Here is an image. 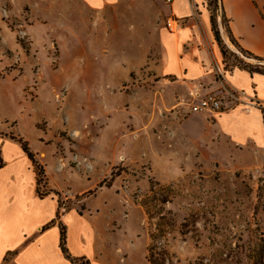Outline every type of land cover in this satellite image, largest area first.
Segmentation results:
<instances>
[{
	"label": "rangeland",
	"instance_id": "rangeland-1",
	"mask_svg": "<svg viewBox=\"0 0 264 264\" xmlns=\"http://www.w3.org/2000/svg\"><path fill=\"white\" fill-rule=\"evenodd\" d=\"M209 1L211 21L238 49ZM253 1L264 17V0ZM166 3L96 11L80 0H0V137L29 143L46 199L30 209L46 220L4 264L52 220L83 249L68 248L74 264H150L151 246L167 264H264V148L231 143L213 112H192L187 84L162 77ZM11 167L20 183L10 187L14 177L0 174L2 230L34 178L25 160Z\"/></svg>",
	"mask_w": 264,
	"mask_h": 264
},
{
	"label": "crops",
	"instance_id": "crops-1",
	"mask_svg": "<svg viewBox=\"0 0 264 264\" xmlns=\"http://www.w3.org/2000/svg\"><path fill=\"white\" fill-rule=\"evenodd\" d=\"M80 1L88 9L100 11L121 3H129L130 7L131 5L136 6L140 0ZM166 5L168 18H176L180 27L175 32L166 27L159 34L164 50L162 77L170 80V83L187 84L188 94L195 95L196 101L209 93H214L225 99L222 84L215 75L217 68L224 70L227 87L245 91L256 104L239 103L220 112L204 111L206 113L213 112L214 126L231 143L241 146L251 144L264 148V73H251L239 67L230 69L226 67L221 47L215 38L206 0H171ZM138 7L140 8V5ZM223 7L228 20V35L245 50L264 58V17L260 8L253 0H223ZM196 12L198 18L195 17ZM204 111L192 112L202 113ZM12 148L16 149L18 153L15 159H11L7 155ZM0 158L4 162V166L0 168V174L5 171L9 174L12 173L11 166L20 159L25 160L28 170L33 171L31 168L33 165L22 147L5 137H0ZM33 174L34 178L30 181L28 199L25 196V199L21 200L19 204L15 197L7 195L8 204L16 202L19 206L16 207V221L12 223L11 227L7 230H2L0 227L1 238L5 241L0 244V264H4V257L10 250L19 248L27 236L46 220L36 218L40 215L36 209L33 217L30 215V209L44 204V200H46L38 195L35 171ZM10 177L15 179L9 180L10 187H13L15 183H20L16 174H10ZM21 184L23 185V183ZM48 211L53 213V207ZM4 212L5 208L1 207L0 219ZM70 233L69 229L67 247L75 255L81 254L83 250L81 247L80 249L72 248ZM81 233H85V231H78L79 237ZM58 246L60 248V229L54 225L47 229L39 239L23 246L9 264H61L62 255L57 252Z\"/></svg>",
	"mask_w": 264,
	"mask_h": 264
},
{
	"label": "trees",
	"instance_id": "trees-1",
	"mask_svg": "<svg viewBox=\"0 0 264 264\" xmlns=\"http://www.w3.org/2000/svg\"><path fill=\"white\" fill-rule=\"evenodd\" d=\"M207 1H209V0H207ZM209 3L210 4L211 3L212 4L215 3V4H217L219 6L218 0H214L212 2L209 1ZM222 16H223V19L228 21L226 19V17H225V13H224L223 0H222ZM212 24H213V31H214V34H215V38H216V40L218 41V43H219V45L221 47V51H222V54H223V57H224L225 65L228 66L229 65L228 64L229 60L234 58L235 62L231 65V68L239 67V68L246 69V70H248L251 73H255V72L264 73V58L263 57H259V56L255 55V54L251 53L250 51L245 50L240 45H238L234 39H232L233 43L238 47V49L244 55H246L248 58L255 59L257 61V63H251V62L245 61L243 58L239 57V55L234 53L229 48V46L225 43V41L223 40V38H222V36L220 34L219 29H217V27H216L215 17L214 16H212ZM11 139L15 140L16 142H18L21 145L23 151L26 153V155L28 156L29 160L31 161V163H32V165L34 167L35 174H36V180H37V186H38L37 187V193L41 197L45 196V195H42L40 193V188H39V186L41 185V183L43 181V177H44L45 172H44V169H43L42 165L37 160L36 154L30 149L29 143L27 141H25L24 139L18 138V137H15V136H11ZM88 193L90 194V193H92V191H89ZM163 201L166 202V201H168V199H164ZM144 204L147 207V210H150L148 201H145ZM57 217H59V214H57ZM54 224H55V220H52L51 222H49L48 224H46L44 226V229H48V228L54 226ZM59 228H60V248H61L62 252L69 259H71V261L74 264V263L77 262L78 259L75 258V257H72V255L70 254L69 249L67 247V229H66V226L63 223L59 222ZM154 238L155 237L153 236V239ZM167 256L168 255H167V253L165 251H160V252L155 251V246H151L149 248L148 260H149L150 264H167V259H169ZM170 264H172L171 261H170Z\"/></svg>",
	"mask_w": 264,
	"mask_h": 264
},
{
	"label": "built area",
	"instance_id": "built-area-1",
	"mask_svg": "<svg viewBox=\"0 0 264 264\" xmlns=\"http://www.w3.org/2000/svg\"><path fill=\"white\" fill-rule=\"evenodd\" d=\"M170 1L171 0H167V2ZM166 22L168 29L172 32L177 31L180 27L178 21L174 17H169ZM215 71L218 80L222 84V89L226 98L223 99L214 93H209L191 105L192 111L211 110L213 112H220L231 108L234 104H256V102L252 100L245 91H240L233 87H227L225 84L226 73L224 70L217 68Z\"/></svg>",
	"mask_w": 264,
	"mask_h": 264
},
{
	"label": "water",
	"instance_id": "water-1",
	"mask_svg": "<svg viewBox=\"0 0 264 264\" xmlns=\"http://www.w3.org/2000/svg\"><path fill=\"white\" fill-rule=\"evenodd\" d=\"M219 2V8L221 11V15H222V0H218ZM221 36L223 38V40L225 41V43L229 46V48L236 54H239V56H241V58H243L244 60L251 62V63H257V61L255 59H251L248 58L246 55H244L239 49H236L232 46V44L229 42V40L227 39V37L225 36L224 32L221 30ZM263 64V63H262Z\"/></svg>",
	"mask_w": 264,
	"mask_h": 264
}]
</instances>
